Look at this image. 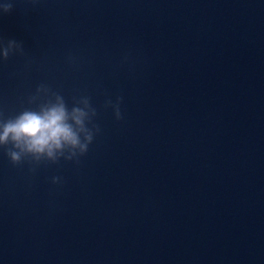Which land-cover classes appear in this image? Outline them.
Masks as SVG:
<instances>
[{
  "label": "water",
  "instance_id": "95a60500",
  "mask_svg": "<svg viewBox=\"0 0 264 264\" xmlns=\"http://www.w3.org/2000/svg\"><path fill=\"white\" fill-rule=\"evenodd\" d=\"M5 2L0 116L44 84L100 131L78 162L0 148V264H264V0Z\"/></svg>",
  "mask_w": 264,
  "mask_h": 264
},
{
  "label": "clouds",
  "instance_id": "9594fccd",
  "mask_svg": "<svg viewBox=\"0 0 264 264\" xmlns=\"http://www.w3.org/2000/svg\"><path fill=\"white\" fill-rule=\"evenodd\" d=\"M0 10L10 12L12 4H0ZM23 52V46L14 40L8 41L7 46L0 42V56L4 60ZM122 102V97H118L115 103L111 99L105 102L106 108H113L117 120L122 119ZM29 103L36 107L26 108L7 120L0 116V148L7 149L13 165H20L25 159L36 165L42 161L58 163L61 158L78 162L79 157L88 153L100 131L93 123L97 110L90 97L74 99L73 107L69 109L63 95L41 84ZM53 182L59 183V177Z\"/></svg>",
  "mask_w": 264,
  "mask_h": 264
}]
</instances>
